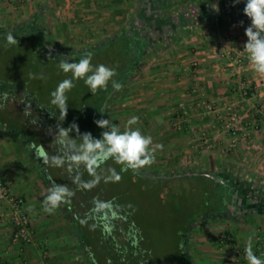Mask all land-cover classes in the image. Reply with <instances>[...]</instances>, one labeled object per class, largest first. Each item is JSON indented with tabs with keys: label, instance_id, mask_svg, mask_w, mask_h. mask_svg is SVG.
I'll return each mask as SVG.
<instances>
[{
	"label": "crops",
	"instance_id": "obj_1",
	"mask_svg": "<svg viewBox=\"0 0 264 264\" xmlns=\"http://www.w3.org/2000/svg\"><path fill=\"white\" fill-rule=\"evenodd\" d=\"M136 1L16 0L8 3L0 0V24L38 21L47 13L52 18L46 20L47 26L54 29L53 34L64 44H81L85 38L92 43L103 41L124 28H143L136 23L140 12ZM226 1L231 0H207L217 8ZM194 10V22L183 28L190 30V35L180 36L175 41L165 34L167 27L164 24L142 19L141 23L145 25L142 34L150 41L148 51L160 47L158 51L155 49L159 54L155 59L157 63L129 81V88L117 101L125 103L127 100L128 106L133 104L134 111L140 110L138 113L144 117L146 135H151L154 143L164 146L158 154L163 152L166 156L179 158L183 165L185 155L193 156L189 150L194 147L193 142L206 136L212 146V150L207 151L209 167L215 168V156L222 155L241 166L247 174H258L252 187L262 184L264 77L253 73L243 51L247 40L245 28L251 22L244 14H218L214 9L212 16L201 18L196 8L191 12ZM208 12H211L210 8ZM154 29L159 31L160 37H150ZM225 47H231L233 56H241V62L235 64L219 58V52ZM239 83L248 88L245 98L238 94ZM228 104L236 108L240 117L233 130L224 127V108ZM207 105H212L214 111L208 112ZM176 122L180 126L175 127ZM7 138L0 134V179L11 194L24 201L30 216L33 242L10 246L9 205L6 201L0 202V264H84L80 258L77 262L82 247L77 251L71 247L73 236L62 230L66 223L58 224L62 221L59 220L61 214L48 215L42 210V201L51 185L45 175L42 176L38 161L32 162L36 159L33 150L22 141L27 151L21 149L15 154L14 149L8 150ZM15 138H11L10 143H14ZM243 205L247 207L246 212L255 217L258 226L241 224L238 232H234V247L223 251L225 255L218 262L220 264H247L245 247L247 237L253 234V250L264 259V198L246 200ZM29 207L33 211H29ZM43 252L47 253L46 257Z\"/></svg>",
	"mask_w": 264,
	"mask_h": 264
},
{
	"label": "rangeland",
	"instance_id": "obj_2",
	"mask_svg": "<svg viewBox=\"0 0 264 264\" xmlns=\"http://www.w3.org/2000/svg\"><path fill=\"white\" fill-rule=\"evenodd\" d=\"M165 3L167 5L164 14L167 18H176L180 13H184L186 21L194 22L196 11L191 12L194 7L189 8L185 0H165ZM46 20H52L51 14L45 13L38 21L33 22L25 20L20 24L2 23L0 31L31 25L40 31L52 46L60 47L70 54L91 50L106 39L91 43L85 38L81 44H64L62 39L56 38V34H53L54 29L47 26ZM125 30L127 29L113 32L108 37L114 38ZM182 31L184 30L176 31L170 38L186 36L185 31ZM13 35L18 40V45H8L5 35H0V96L5 97L6 94V97H16V101L9 99L0 103V134L8 137L7 148L14 149L15 154L21 149L27 151L25 148L27 144L24 146L22 138L37 145L42 144L51 154L53 152L50 147L51 140L46 136L48 131H44L39 122L45 119L49 123L57 124L58 121L50 113L57 112V116L59 115L57 109L50 103V93L61 80L70 78L71 74L62 73L57 67L59 60L50 58L37 47L39 39L34 33L16 32ZM159 48L155 47L142 57L141 73L157 63L155 59L159 54L155 49L158 51ZM30 74L36 77L42 74L43 78H30ZM74 83L76 86L67 93L68 113L62 126L68 127L75 121L81 133L91 132L94 137L99 138L101 131L94 124L93 116V102L97 93L93 95L82 80ZM128 88L129 80L123 84L121 91L113 93L112 101L106 108V119L114 124L118 123L123 130L130 117L138 116L140 118L138 127L146 135L144 117L142 113H138L140 110L134 111L133 104L128 106L127 100L125 103L117 101ZM25 97L32 100L33 116L39 119L37 126H33L23 114L25 103L21 101ZM175 125L180 126L177 122ZM72 135L75 138V132ZM14 136H17V139ZM11 138L16 139L14 143H10ZM193 143L194 147L189 148L193 156L185 155L183 165L179 158L166 156L163 152L158 154V151L155 163L141 170L145 178L132 171L123 172L120 182H102L91 191L78 190L71 204L62 205L56 210V214H61L59 220L62 219L58 224L66 223L62 230L73 236L71 247H75L76 251L82 247L77 262L80 258L84 264H220L218 262L222 261L225 255L223 251L227 252L228 247H234L232 244L234 232H238L242 227L239 218L236 214L225 218L215 215V212L222 211L223 207L215 203L214 192L205 195L201 191L203 181L181 176L185 173L220 172L228 175L240 187L251 188L252 197L259 199L264 198V183L252 187V184H255L252 182L256 180L258 174L255 176L247 174L242 171L241 166L229 162L228 158L222 155L215 156L217 162L215 168L209 167L207 151L212 150L211 141L203 143V139L198 138ZM32 162L36 164L37 160ZM108 166L115 167L117 172L120 171V167L111 161L108 162ZM42 173L44 176V172ZM47 175H45L47 181L54 180L75 188L68 178L69 175L62 172L61 168L49 167ZM83 179H89L87 173ZM249 179L252 181L249 182ZM95 198L110 201L111 207L100 214L93 213ZM229 206L231 205L227 207ZM77 216L81 219L87 217V224L81 225L76 219ZM243 218H246V221L255 220L253 215L241 216V219ZM191 219L197 221L187 232L184 250L190 257L186 263L185 252L182 249V234ZM223 236H226V240ZM25 245L27 244L20 246Z\"/></svg>",
	"mask_w": 264,
	"mask_h": 264
},
{
	"label": "clouds",
	"instance_id": "obj_3",
	"mask_svg": "<svg viewBox=\"0 0 264 264\" xmlns=\"http://www.w3.org/2000/svg\"><path fill=\"white\" fill-rule=\"evenodd\" d=\"M241 0H234L238 4ZM245 6L243 14L250 20V25L245 28L246 42L243 51L249 62V67L259 77H264V0H244ZM213 8L218 11L216 5ZM243 25V21L240 22ZM8 45H18V40L11 31L5 34ZM51 58V57H50ZM93 53L86 51L83 56L76 61L72 55L59 57L57 67L64 74H71L70 78L61 80L56 88L50 93L51 105L57 112L51 115L58 122L53 129L48 128V134L52 135L50 147L53 152L50 154L42 144L31 143L28 146L33 150L35 158L42 161V164L51 168H63L68 173L71 183L76 186L75 190L67 184L51 182L46 195L42 201V210L48 215L55 214L62 205H69L76 191H91L99 184L118 183L122 179L121 173L132 171L138 173L146 167L155 163L158 151H163V144L154 143L151 135H145L138 127L140 118L130 117L124 129L109 119H97L94 123L102 129L99 138L91 132H80L78 124L74 121L68 127H63L62 123L68 113V96L76 85L74 81L82 80L95 95L100 90H106L111 83L114 91L122 90V83L113 79L117 72L115 68L105 64L93 65ZM71 61V62H70ZM30 78H43L30 74ZM6 98V94H5ZM21 103H25L24 116L32 117V100L25 97ZM103 109L99 111L103 114ZM31 124L36 125L38 119H31ZM75 132V138L72 133ZM120 167L117 172L115 167L108 166V162ZM87 173L89 179L84 180ZM111 207L110 201H102L98 198L93 200L92 212L100 214ZM33 211L31 207L28 209ZM81 225L88 222V218L76 217ZM254 234L247 237L245 247V259L247 264H264L253 250Z\"/></svg>",
	"mask_w": 264,
	"mask_h": 264
},
{
	"label": "trees",
	"instance_id": "obj_4",
	"mask_svg": "<svg viewBox=\"0 0 264 264\" xmlns=\"http://www.w3.org/2000/svg\"><path fill=\"white\" fill-rule=\"evenodd\" d=\"M185 1L187 2V6L189 8L194 7L197 9V12L199 13V16L201 18H205L207 15H213V6L212 4H209L207 0ZM137 2L140 5V12L136 23H140L143 28H145V25L141 23L142 19H149L150 22H153L155 24H164L167 27V32L165 34H167V36L169 37H172L176 31L183 30V28L189 23L188 21H186L184 13H180L176 18H167L164 14V9L167 5L165 3V0H137ZM244 6L245 3L242 2V0L238 4L234 3V0L226 1L219 6L218 14L222 12H233L234 14H243ZM209 8L211 9V12H208ZM143 28L137 26V28H134L133 30H125L114 38H106L104 42H102L99 46L91 50L77 51L76 53H71L72 57L76 61H78L86 51H91L93 53V65L105 64L106 66L115 68L117 75L113 79L117 80L123 85L126 83V81H132L139 75L140 68L142 67L140 61L142 57L148 52L150 41L148 40V38L143 36ZM185 33L186 37H188L191 31L186 30ZM156 36L160 37V34L157 29H154L150 37L154 38ZM172 40L175 41L174 38ZM96 56L98 57L95 58ZM113 93L114 90L111 87V83H109V86L106 90H100L97 92V95L93 102V116L95 120L99 119V116L101 115L99 111L104 109L102 105L104 104V106L106 107L107 104L112 101L111 94ZM97 128L99 129V131L102 132V129H100L99 127ZM21 140L27 144L28 148H30L28 146L29 144L34 143L33 141H26L23 138ZM37 161L41 166V169L44 174L48 176L47 170H49V167L43 165L42 161L38 159ZM62 171H65V169L62 168ZM181 177L196 180L198 179L200 181H203L204 186H208V188L204 186L201 188L202 193H204L205 195H208V193L211 194V191L214 192L216 198L215 203L217 204V206L223 207V210L215 212V215H221L219 217L225 218L231 217L236 214V217L239 218V221L242 225H249L252 227L258 226V223L255 222V220L253 219L250 221H246V218L241 219V216L251 215L246 212L247 207L243 205L244 201L258 199L252 197L253 191L251 188L248 189L240 187L232 178L220 172L185 173ZM158 179H166V177H158ZM75 188L73 189L75 190ZM228 205H231L234 208V210L230 213L228 212ZM195 221H197V219H191L188 221L187 227L185 228L182 234V242H185L187 232ZM189 257L190 255L187 251H185V262L188 261Z\"/></svg>",
	"mask_w": 264,
	"mask_h": 264
},
{
	"label": "built area",
	"instance_id": "obj_5",
	"mask_svg": "<svg viewBox=\"0 0 264 264\" xmlns=\"http://www.w3.org/2000/svg\"><path fill=\"white\" fill-rule=\"evenodd\" d=\"M14 1L16 0H7L8 3ZM233 54L234 53L231 47H225L219 52V58L225 59L230 63H240L241 56L235 57ZM238 94L242 98H245L248 95V88L243 83L238 84ZM206 109L208 112L214 111V107L212 105H207ZM224 114V127L227 130H233L240 121V117L236 108L232 106V104H228L224 108ZM202 139L203 143H207L209 140L206 136H202ZM2 201H6L9 205L8 219L11 224L10 246L30 244L33 240V232L30 216L25 208V203L20 197L11 194L7 185L0 179V202ZM223 239L226 240V236H223ZM43 253V255L46 257L47 253Z\"/></svg>",
	"mask_w": 264,
	"mask_h": 264
},
{
	"label": "flooded vegetation",
	"instance_id": "obj_6",
	"mask_svg": "<svg viewBox=\"0 0 264 264\" xmlns=\"http://www.w3.org/2000/svg\"><path fill=\"white\" fill-rule=\"evenodd\" d=\"M12 33H16V32H23V33H34L35 34V37H37L38 39H39V42H38V44H37V47H39L40 48V50L41 51H43L44 53H46V55L47 56H50V57H54L56 60H59V57L61 56V55H64V56H68V55H70V53L69 52H67V51H64V50H62L60 47L59 48H57V47H55V46H52L51 44H50V42H48V41H46V39H45V36L40 32V31H38V30H36L35 28H33V27H31L30 25H28V26H25L24 28L23 27H16V28H14V29H12V30H10ZM9 31H0V35H5L6 33H8ZM49 46H52V47H54V48H57L58 50H51V49H49L48 47ZM72 55V54H71ZM115 92V91H114ZM113 94H111V96H112ZM14 100V101H16V97H1L0 96V103H2L4 100ZM109 105V103L107 104V106ZM107 106L105 107L104 106V104L102 105V107L104 108L103 110V114H101L100 116H99V119H101V118H103V119H106L107 118V112H106V108H107ZM24 107H25V104H24ZM39 118H41V115H39ZM26 119H28V120H30L31 121V119H38L37 117H35V116H32V117H27ZM39 120V119H38ZM42 122H39V123H41V126H42V129L44 130V131H47L48 130V128L51 126L53 129L55 128V125L56 124H53V123H49V122H47V121H45V119H42L41 120ZM38 124V123H37ZM37 124L36 125H33V126H37ZM51 141H52V139H53V137H52V135H49V134H47L46 135ZM51 151H53V149H51ZM61 171H62V168H61ZM62 172H66V171H62ZM67 173V172H66ZM68 174V173H67ZM138 175H140V176H143L144 178L146 177L141 171L140 172H138L137 173ZM147 177H151V176H147ZM68 178H70L69 176H68ZM49 182V184L51 185V181H48ZM68 183H69V181H68ZM78 191V190H77ZM257 200H259V199H257ZM109 213H107V215H108ZM184 244H185V242H183V247L182 248H184ZM183 251L185 252V250L183 249ZM187 263V262H186ZM137 264H139V263H137Z\"/></svg>",
	"mask_w": 264,
	"mask_h": 264
},
{
	"label": "water",
	"instance_id": "obj_7",
	"mask_svg": "<svg viewBox=\"0 0 264 264\" xmlns=\"http://www.w3.org/2000/svg\"><path fill=\"white\" fill-rule=\"evenodd\" d=\"M48 48L51 49V50H58L57 48H54V47H52V46H49ZM233 210H234L233 206H229V207H228V212H229V213L232 212Z\"/></svg>",
	"mask_w": 264,
	"mask_h": 264
}]
</instances>
